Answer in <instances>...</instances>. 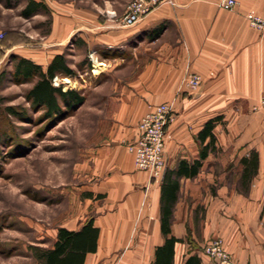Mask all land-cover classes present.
<instances>
[{"label":"crops","instance_id":"crops-1","mask_svg":"<svg viewBox=\"0 0 264 264\" xmlns=\"http://www.w3.org/2000/svg\"><path fill=\"white\" fill-rule=\"evenodd\" d=\"M29 1L41 7L25 18ZM130 1L0 0V32L30 39L9 42L6 54L43 70L56 55L70 68L88 54L99 65L95 80L106 78L93 87L100 93L93 105L97 127L105 131L80 156L79 210L55 229L53 242L59 228L78 231L91 220L96 250L84 264H154L170 237L177 240L171 264L192 256L210 264L202 250L214 238L235 261L264 264V115L255 110L264 94V35L244 18L248 11L264 18V0H236L232 10L217 0H171L123 27ZM42 21L43 35L28 33V25ZM190 74L201 77L195 89L186 84ZM163 103L172 104L174 116L166 128V171L181 160H199V131L221 118L213 129L216 152L195 177L180 179L167 237L161 232L163 178L136 170L127 151L141 118ZM252 154L257 173L242 185L241 161Z\"/></svg>","mask_w":264,"mask_h":264},{"label":"rangeland","instance_id":"rangeland-1","mask_svg":"<svg viewBox=\"0 0 264 264\" xmlns=\"http://www.w3.org/2000/svg\"><path fill=\"white\" fill-rule=\"evenodd\" d=\"M45 22L31 23L26 30L28 33L37 30L43 35L47 30ZM3 34L4 40L0 43V264H37L32 248H50L55 229L71 216H77L80 156L86 148L98 143L105 131L97 127L93 105L99 101L100 93L93 87L106 78L95 80L99 72H94L95 59L88 54L81 57L70 66L72 78H55L52 85L60 86L62 91H76L84 98L83 105L62 106L59 114L46 117L44 108L28 101L31 83L13 76L14 61L6 54L9 42L29 43L30 39L20 32ZM69 56L67 60L73 63Z\"/></svg>","mask_w":264,"mask_h":264},{"label":"trees","instance_id":"trees-1","mask_svg":"<svg viewBox=\"0 0 264 264\" xmlns=\"http://www.w3.org/2000/svg\"><path fill=\"white\" fill-rule=\"evenodd\" d=\"M40 7V4L29 1L22 11L23 17H30ZM9 58L14 61L13 76L31 83V88L27 93L28 101L33 106L44 108L46 117L59 114L62 111V106L63 108H74L84 102V98L76 91H62L60 86L52 85L55 77L70 78L73 76V72L66 64L63 55H56L45 70L30 60L14 54H11ZM220 119L217 117L208 120L199 131L197 135L200 144L199 160L193 162L181 160L174 170L164 173L161 188V232L165 237L170 234L172 211L177 201L180 179L195 177L199 172L202 160L209 153L216 152L213 129ZM206 140L207 143L204 144ZM241 164L243 171L240 181L242 185H245L257 173V155H250L248 159L242 160ZM97 236L98 230L93 226L91 220L86 222L78 231L59 228L52 246L50 248L34 247L32 248V256L38 264H84L85 255L96 250ZM176 241L173 237L166 238L164 245L156 250L154 264H171L173 245ZM185 264H200V261L197 257L192 256Z\"/></svg>","mask_w":264,"mask_h":264},{"label":"built area","instance_id":"built-area-1","mask_svg":"<svg viewBox=\"0 0 264 264\" xmlns=\"http://www.w3.org/2000/svg\"><path fill=\"white\" fill-rule=\"evenodd\" d=\"M171 0H131L126 6L125 14L121 18L123 27H131L139 23L153 9ZM219 8L232 10L236 7V0H217ZM247 25L264 35V18L254 11H248L245 16ZM4 34L0 32V42ZM201 83V77L196 74L187 76L186 84L195 89ZM256 111L264 115V94L260 97ZM174 120L172 104L163 103L150 108L141 118L138 128L139 137L128 144L127 151L132 157L134 168L138 171L148 172L153 179H162L166 171L164 147L166 128ZM210 260V264H252L235 261L231 254L224 248L220 238L210 240L202 250Z\"/></svg>","mask_w":264,"mask_h":264},{"label":"bare ground","instance_id":"bare-ground-1","mask_svg":"<svg viewBox=\"0 0 264 264\" xmlns=\"http://www.w3.org/2000/svg\"><path fill=\"white\" fill-rule=\"evenodd\" d=\"M96 66V65H95ZM99 66V65H98ZM98 66H96V68H95V70H94V72H97V70H98Z\"/></svg>","mask_w":264,"mask_h":264}]
</instances>
